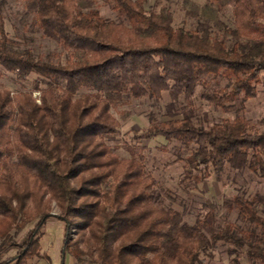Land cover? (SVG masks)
Instances as JSON below:
<instances>
[{"label": "trees", "instance_id": "16d2710c", "mask_svg": "<svg viewBox=\"0 0 264 264\" xmlns=\"http://www.w3.org/2000/svg\"><path fill=\"white\" fill-rule=\"evenodd\" d=\"M104 2L113 17L96 0H25L31 27L65 49L58 62L17 47L0 19V66L40 93L38 102L0 90V264L42 258L49 220L63 225L61 264L67 255L88 264H202L219 247L234 261L264 264V195L223 202L241 225L219 218L211 202L189 224L146 171L145 146H125L130 156L121 158L108 144L130 117L118 120L113 109L165 96L164 119L150 114L132 139L176 143L177 159L187 154L179 184L196 188L224 167L263 176L264 130L239 114L204 126L195 99L230 113L256 96L264 0H181L190 28L146 9V0Z\"/></svg>", "mask_w": 264, "mask_h": 264}, {"label": "rangeland", "instance_id": "374dc122", "mask_svg": "<svg viewBox=\"0 0 264 264\" xmlns=\"http://www.w3.org/2000/svg\"><path fill=\"white\" fill-rule=\"evenodd\" d=\"M181 0H146L145 8L155 6L172 13L173 25L190 28V22L183 16L178 3ZM203 3L205 0H193ZM97 8L102 16L113 17L104 0H96ZM0 19L3 20L5 30L12 38L17 47L24 49L31 48L34 53L44 60L52 62L62 61L66 51L55 42L42 36L38 29L31 27V19L25 18V0H0ZM260 83L257 85L256 96L248 99L243 105H237L236 109L230 113L215 110L205 101L195 99L196 122L204 126H211L225 118H234L236 115L244 116L251 124L264 130V72L261 73ZM0 90H8L12 94L32 93L33 97L40 102V93L33 89L32 81L22 82L14 74L6 73L0 66ZM167 100H130L112 110V114L119 120L121 112H128L129 119L126 122L120 121L118 134L109 138L108 144L116 148L117 154L121 158H128L130 153L125 146H145L142 155L145 158L146 171L153 175L170 192L174 201L168 205L184 213V221L193 224L196 219L201 218L208 210L207 202H211L218 207L219 218L226 217L229 221L241 225L237 221L236 214H226L222 208L225 200L235 196L244 199L254 196L256 193L264 195V175L253 174L249 170L235 171L224 167L217 174L212 173L210 178L196 188L188 184L181 185L178 182L179 176L184 171L185 157L187 154L181 152V160L175 154L173 148L177 146L174 142H168L162 138H155L143 143H137L132 139L135 133L149 126V116L153 114L155 119L162 117V108ZM53 212H57L53 208ZM264 216V214H263ZM45 234L41 240L42 249L50 246L52 254V264L60 263L59 242L63 236V225L55 220L47 221ZM75 238V237H74ZM14 252L11 253L13 255ZM50 255V254H49ZM202 264H250L246 258L234 261L233 257L226 254L225 247H219L212 252L211 257L203 259ZM68 264H88L89 260L82 257L81 262H75L71 255H67Z\"/></svg>", "mask_w": 264, "mask_h": 264}, {"label": "crops", "instance_id": "0c3cea01", "mask_svg": "<svg viewBox=\"0 0 264 264\" xmlns=\"http://www.w3.org/2000/svg\"><path fill=\"white\" fill-rule=\"evenodd\" d=\"M63 238V236H62ZM62 238L59 242V250H60V263H61V245H62ZM50 246H47L45 249H42L41 246V253H42V258H37L33 260V264H52V254L50 253ZM50 254V255H49ZM46 257L49 258V261L46 259Z\"/></svg>", "mask_w": 264, "mask_h": 264}]
</instances>
